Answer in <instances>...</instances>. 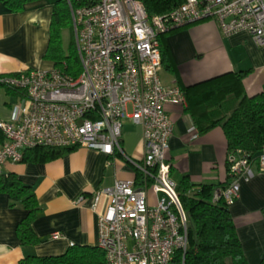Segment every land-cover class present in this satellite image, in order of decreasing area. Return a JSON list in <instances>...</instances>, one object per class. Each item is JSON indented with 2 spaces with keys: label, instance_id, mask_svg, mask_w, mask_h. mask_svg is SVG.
I'll return each instance as SVG.
<instances>
[{
  "label": "built area",
  "instance_id": "2783aa9c",
  "mask_svg": "<svg viewBox=\"0 0 264 264\" xmlns=\"http://www.w3.org/2000/svg\"><path fill=\"white\" fill-rule=\"evenodd\" d=\"M64 1L80 72L71 76L52 68L0 78L6 89L25 96L10 121H0V176L5 164L20 163L23 152L35 148H86L121 156L133 167L135 178L116 180L91 198L94 211L106 200L97 214L103 264H172L176 251L183 256L186 252L187 227L167 160L173 122L166 106L186 103L177 86H165L160 79L158 37L213 20L222 35L245 32L257 46H264V0H184L152 19L139 0ZM125 119L141 128V161L122 150ZM253 162L237 151L230 159V182L214 192L212 201L222 199L231 206L239 198L241 183L254 178ZM256 162L257 172H264V147ZM83 200L81 196L78 202Z\"/></svg>",
  "mask_w": 264,
  "mask_h": 264
},
{
  "label": "crops",
  "instance_id": "0c3cea01",
  "mask_svg": "<svg viewBox=\"0 0 264 264\" xmlns=\"http://www.w3.org/2000/svg\"><path fill=\"white\" fill-rule=\"evenodd\" d=\"M54 2H32L17 14L0 4V75L54 68L43 59ZM160 44L164 64L159 76L165 86L185 91L215 77L240 74L247 97L264 91V46H257L248 33L224 36L213 20H202L171 29L159 37ZM204 96L205 92H190L184 106H166L173 122L167 153L170 176L175 182L187 174L194 184L223 185L227 179L224 135L220 128L197 135L194 127L197 103ZM24 103L23 94L0 88V121L9 122L13 108ZM3 142L0 133V147ZM121 147L126 156L142 160L141 128L129 119L123 121ZM252 169L254 178L241 183L239 198L228 209L249 264H257L264 249V172H257L256 161ZM3 174H13L32 188L40 211L31 230L40 243L20 244L15 229L27 211L21 205L11 206L8 197L0 193V264H19L26 257L61 256L70 243L97 248V214L103 212L106 200L94 211L92 195L116 180L135 178L133 167L121 156L107 157L86 148L73 149L50 162L7 163ZM81 196L84 200L78 202ZM152 199L150 194L151 203Z\"/></svg>",
  "mask_w": 264,
  "mask_h": 264
},
{
  "label": "trees",
  "instance_id": "16d2710c",
  "mask_svg": "<svg viewBox=\"0 0 264 264\" xmlns=\"http://www.w3.org/2000/svg\"><path fill=\"white\" fill-rule=\"evenodd\" d=\"M36 1L39 0H0V4L8 12L17 14L21 13L26 5ZM139 1L148 19L166 14L184 2V0ZM64 30L68 31L70 38L67 55L62 50ZM160 46L161 44L159 49L163 65V50ZM43 59L52 62L54 68L68 75L77 76L80 72L70 13L64 0H57L52 4L48 45ZM2 76L4 75H0V78ZM0 88L5 87L0 84ZM181 91L184 97L190 92H205L203 100L197 103L200 106L196 110L194 127L197 135L206 134L216 128L221 129L226 142L227 179L223 185H198L192 183L189 175L184 174L175 182L176 193L186 217L187 249L184 256L181 251H176L172 264H249L228 206L222 199L213 202L212 198L214 192L223 190L229 184L230 159L237 151L256 161L264 147V91L254 97H247L240 74L215 77ZM187 109L191 112L189 105ZM72 150L51 148L26 150L22 154L21 162H50ZM0 193L8 197L11 206L21 205L27 211L26 217L15 229L20 244L22 246L39 244L40 241L31 230V222L40 211L32 188L24 185L13 174H3L0 176ZM103 262V253L98 248L74 246L61 256L26 257L19 264H103ZM257 264H264V249Z\"/></svg>",
  "mask_w": 264,
  "mask_h": 264
},
{
  "label": "rangeland",
  "instance_id": "374dc122",
  "mask_svg": "<svg viewBox=\"0 0 264 264\" xmlns=\"http://www.w3.org/2000/svg\"><path fill=\"white\" fill-rule=\"evenodd\" d=\"M57 1V0H54ZM69 42H70V38H69V33L67 30H64L62 32V50L64 52V54H68V48H69ZM153 202V199H152Z\"/></svg>",
  "mask_w": 264,
  "mask_h": 264
}]
</instances>
